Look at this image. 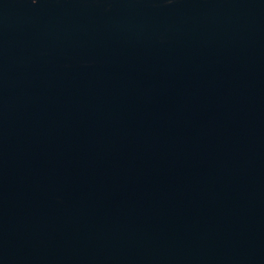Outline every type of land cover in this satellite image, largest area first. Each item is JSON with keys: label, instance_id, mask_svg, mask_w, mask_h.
I'll list each match as a JSON object with an SVG mask.
<instances>
[{"label": "water", "instance_id": "1", "mask_svg": "<svg viewBox=\"0 0 264 264\" xmlns=\"http://www.w3.org/2000/svg\"><path fill=\"white\" fill-rule=\"evenodd\" d=\"M0 264H264V0H0Z\"/></svg>", "mask_w": 264, "mask_h": 264}]
</instances>
